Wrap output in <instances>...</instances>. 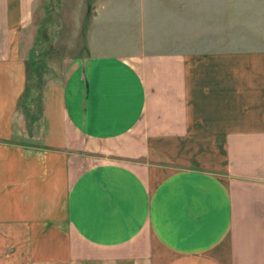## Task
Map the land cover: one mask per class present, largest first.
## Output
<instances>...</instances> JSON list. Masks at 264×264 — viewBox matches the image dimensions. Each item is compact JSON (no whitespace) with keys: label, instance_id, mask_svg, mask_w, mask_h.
Instances as JSON below:
<instances>
[{"label":"crops","instance_id":"crops-1","mask_svg":"<svg viewBox=\"0 0 264 264\" xmlns=\"http://www.w3.org/2000/svg\"><path fill=\"white\" fill-rule=\"evenodd\" d=\"M37 1L0 0V264H264V50L106 51L98 18L43 101Z\"/></svg>","mask_w":264,"mask_h":264},{"label":"rangeland","instance_id":"rangeland-1","mask_svg":"<svg viewBox=\"0 0 264 264\" xmlns=\"http://www.w3.org/2000/svg\"><path fill=\"white\" fill-rule=\"evenodd\" d=\"M96 21V42L106 51L134 47L142 34L188 57L264 50V0H38L34 27L22 43L31 93L44 101L59 83L64 61L88 54V35ZM30 59L43 65L37 76ZM198 134L211 140L217 133Z\"/></svg>","mask_w":264,"mask_h":264},{"label":"trees","instance_id":"trees-1","mask_svg":"<svg viewBox=\"0 0 264 264\" xmlns=\"http://www.w3.org/2000/svg\"><path fill=\"white\" fill-rule=\"evenodd\" d=\"M30 66L33 67L32 69V72L31 73H34L35 76H37V73L39 72L40 70V67L43 66L41 63H37V61H33L32 59H30ZM32 62V63H31ZM30 80H31V75H30ZM31 93V85L30 87L28 86V94Z\"/></svg>","mask_w":264,"mask_h":264}]
</instances>
